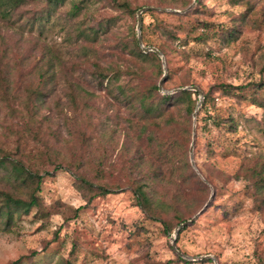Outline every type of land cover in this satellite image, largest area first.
<instances>
[{"label":"rangeland","instance_id":"374dc122","mask_svg":"<svg viewBox=\"0 0 264 264\" xmlns=\"http://www.w3.org/2000/svg\"><path fill=\"white\" fill-rule=\"evenodd\" d=\"M200 1L206 10L213 11L210 16L202 11L204 16L215 23L224 26L240 24L236 32L238 38L231 43L217 36L206 43L190 39L185 47L189 58L170 49L168 65L171 75L164 88H178L186 78L192 82L189 85H198L203 91L221 83L238 85L264 79V0ZM137 2L141 4L156 0ZM197 2L193 0L187 8L155 9L153 6L154 11H144L146 37L159 41L149 27L156 19L175 26L183 24L191 29L190 25L197 21L183 13ZM106 11L101 9V12ZM108 13L115 14L112 11ZM136 17L137 29V13ZM131 23L128 17L118 20L115 24L116 35L126 34ZM17 24H23L24 31L16 25L5 29L4 33L11 46L20 38L24 50L30 52L29 38L34 35L26 24L20 21ZM64 25L62 16L54 15L43 34L44 42L56 46L59 56L69 68L65 74L58 70L60 81L55 100L52 101L55 111L49 130L50 138L63 158L84 156L87 161L80 172L92 177L98 168H102L105 180L124 183V178L123 181L119 178L127 170L125 163L133 156L137 146V131L127 130L129 122L125 106L112 104V98L105 91L93 89L86 83H83L84 86L95 92L88 103L89 119H82L80 113L74 111L65 81L66 78L77 81L82 70L88 66L78 57L73 41L67 38ZM38 33L39 30L35 28L33 34ZM103 58L105 65H108L112 56L106 53ZM164 67L168 74L166 57ZM261 91L264 96V88ZM216 94H220V91ZM250 94L247 93V97L241 100L228 96L217 98L219 112L231 114L236 119L237 131L229 132L227 126L216 128L211 123L208 130L199 129L194 158L206 173L210 171L215 174L212 177L216 186L211 185L208 199L196 213L208 202L213 206L206 210L207 205L194 222L179 231L176 246L184 255L191 257H184L191 262L177 264H264V209H258L256 194H250L248 181L236 178L239 172L244 171L246 162L254 163L255 156L264 155V107L252 104ZM55 101L62 104L65 113L74 116L70 127L65 122V113L56 108ZM206 114V111H202L201 117ZM14 124L16 122L9 118L7 109L0 102V139L8 137L12 142L16 138L10 128ZM204 124V121L200 123ZM209 143L214 149L212 154L208 152ZM125 146H131V149L126 150ZM43 176L38 195L48 209L54 206L56 213L43 219L35 216L34 207L29 215L21 217L13 226L0 223V264H10L18 259L20 261L16 264H58L62 256L75 264H156L176 258L173 240L179 224L174 231L166 234L161 222L146 215L135 203L130 188L123 186L112 189V192L100 194L87 202L75 186L72 171L66 167L51 170L50 174L44 172ZM71 207L81 209L78 217L67 221L65 214H71ZM60 226V234L55 238ZM202 259L207 260L198 261Z\"/></svg>","mask_w":264,"mask_h":264},{"label":"trees","instance_id":"16d2710c","mask_svg":"<svg viewBox=\"0 0 264 264\" xmlns=\"http://www.w3.org/2000/svg\"><path fill=\"white\" fill-rule=\"evenodd\" d=\"M97 2L100 4L96 5ZM192 2L193 0H156L140 4L137 0H0V102L7 109L9 118L16 122L10 127L16 138L12 142L8 137L0 139V223L13 226L21 217L29 215L34 207L35 216L40 218L47 219L55 214L54 206L48 209L38 192L41 190L44 172L50 174L51 170L64 167L72 171L75 186L87 202L100 194L112 192V189L123 186L130 188L135 203L146 215L160 221L166 234L174 231L176 225L188 220L202 207L211 193V185L215 187L216 184L212 177L215 174L210 171L206 173L197 159L195 162L199 173L192 166L190 145L194 123L196 140L199 129L208 130L209 123L216 128L227 126L229 132L237 131L236 119L231 114L219 112L217 98L228 96L241 100L251 92L252 104L264 107L261 91L264 79L247 84L221 83L212 86L204 91L205 97L195 119L194 112L199 101L197 91H160L159 80L164 75V62L156 52H145L140 46L136 13L144 5L154 6L155 9L187 8ZM204 6L198 0L193 8L183 13L197 21L190 25L191 29L183 24L175 26L156 19L149 27L157 35L158 42L146 37L143 15L141 36L144 44L156 46L166 57L168 74L163 81L165 88L171 75L168 65L170 49L189 58L185 47L190 39L206 43L217 36L222 41L231 43L238 38L236 32L240 24H217L208 17L213 15V11L209 12ZM102 8L107 11L101 12ZM202 11L209 15L205 17ZM54 15L62 16L67 38L73 41L78 57L88 66L82 70L77 81L70 78L65 81L74 111L79 112L82 119H89L88 103L95 92L84 86L83 83H86L93 89L105 91L112 98V104L125 106L129 122L127 130L137 131V146L133 150V156L125 163L127 170L119 178L120 181L124 178V183L105 180L102 168H98L96 174L90 177L85 172H80L87 161L82 154L76 158V155L63 158L54 148L55 142L49 133L55 111L52 101L55 100V91L60 81L58 70L64 74L69 70L56 46L44 42L43 34ZM126 17L132 20L127 33L116 35L118 31L115 24ZM242 19L245 20L246 17L243 16ZM18 21L26 24L34 35L29 38L30 52L24 50L25 46L20 38L11 46L4 33L5 29L16 27ZM22 25L19 24L18 27L23 30ZM35 28L39 30L38 34H33ZM106 53L112 56L108 65L103 62ZM16 55L18 57L15 58ZM191 83L186 78L179 86ZM218 91L220 94L217 95ZM55 106L65 113L60 102L55 101ZM202 111L207 112L203 118ZM65 116V122L70 127L74 116L67 113ZM203 121L205 124L200 125ZM69 130L73 133L72 128ZM125 148L129 150L131 146ZM208 152H214L211 143L208 144ZM263 156H255L254 163L246 162L244 171L236 175L237 179L248 181L250 194H256L258 209H264ZM212 206L211 203L206 210ZM70 209L71 214H65L67 221L78 217L81 207ZM61 229L62 226L56 231L55 238L59 236ZM175 255V259L156 264L191 262L178 252ZM19 261L20 259L10 264ZM58 264L75 262L62 256Z\"/></svg>","mask_w":264,"mask_h":264},{"label":"water","instance_id":"95a60500","mask_svg":"<svg viewBox=\"0 0 264 264\" xmlns=\"http://www.w3.org/2000/svg\"><path fill=\"white\" fill-rule=\"evenodd\" d=\"M154 8L153 6H143L141 7L138 11H137V16H138V23H137V29H138V40H139V44L140 46L143 48V50L145 52H148V51H154L156 52L159 56H161V58L163 59V61L165 62V57H164V54L163 52L158 49L156 46H146L144 43H143V40H142V36H141V26H142V22H143V12L146 11V10H149V9H152ZM166 74H167V69H165V73H164V76L161 78L160 82H159V89L161 92L163 93H173V92H177V91H182V90H194V91H197L198 94H199V101H198V104H197V108H196V111L194 112V119L196 118V113H197V110L200 108V106L202 105V101L204 100V91L198 86V85H189V86H183V87H178V88H175L173 90H166L163 86V81L166 77ZM195 143H196V123H194V128H193V138H192V143H191V146H190V157H191V162L193 164V166L196 168V170L199 172L198 170V167L196 165V162H195V158H194V147H195ZM203 179L206 181V179L203 177ZM209 203V202H208ZM208 203L206 204V206L208 205ZM205 206V207H206ZM204 207V208H205ZM204 208L202 210H200L198 213H196L192 218L188 219V220H185L183 222H181L179 224V226L176 228L175 230V237H174V240H173V248L176 250V252H178L182 257H185V258H191L190 256H187V255H184L176 246V238H177V235L179 234V231L185 227L186 225L194 222L198 216L201 214V212L204 210ZM203 257V256H202ZM205 257H210V256H205Z\"/></svg>","mask_w":264,"mask_h":264}]
</instances>
